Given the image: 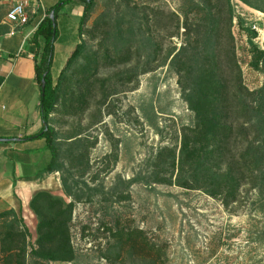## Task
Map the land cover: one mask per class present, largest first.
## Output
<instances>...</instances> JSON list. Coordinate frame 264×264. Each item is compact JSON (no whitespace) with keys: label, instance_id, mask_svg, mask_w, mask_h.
I'll list each match as a JSON object with an SVG mask.
<instances>
[{"label":"rangeland","instance_id":"obj_1","mask_svg":"<svg viewBox=\"0 0 264 264\" xmlns=\"http://www.w3.org/2000/svg\"><path fill=\"white\" fill-rule=\"evenodd\" d=\"M231 4L241 18V24L233 19L231 32L242 83L257 89L263 75L250 62L263 50L264 13L241 0ZM216 5L217 0H94L82 37L86 55L68 71L65 102L51 116L64 164L52 174L60 197L74 202V259L43 264H264V198L255 188L242 185L237 201L225 204L221 196L154 183L149 175L158 150L178 148L182 127L194 125L170 59L187 40L186 30L194 32L202 6L215 11ZM68 13L78 21L77 13ZM251 23L261 30L254 46L241 30ZM122 46L127 61H120ZM60 59L54 57L56 70ZM88 61L90 71L80 72ZM76 154L85 157L75 160ZM63 178L77 197L62 192ZM10 221L0 219V234ZM20 225L30 249L36 227Z\"/></svg>","mask_w":264,"mask_h":264},{"label":"trees","instance_id":"obj_2","mask_svg":"<svg viewBox=\"0 0 264 264\" xmlns=\"http://www.w3.org/2000/svg\"><path fill=\"white\" fill-rule=\"evenodd\" d=\"M71 1L57 0L46 8L29 40L33 48L35 82L40 92L42 126L22 139L45 137L52 154L46 167L48 173L62 170L64 165L60 160L61 147L57 131L51 125V116L61 100L65 102L68 71L86 55V43L82 37L94 6V0H80L83 9L77 21L79 42L54 76L51 69L54 43L59 35L57 17ZM241 1L264 13V6L259 1ZM215 8L214 11L202 6V17L194 32L186 30L187 40L170 59V65L178 75L182 97L194 114V125L182 127L178 148L165 146L158 150L149 175L151 182L201 189L212 197H223L224 203L229 204L237 201L238 191L245 184L255 188L264 198V39L263 50L253 53L255 60L250 62L252 68L262 73L263 82L259 88L249 90L242 83L231 32L233 19L241 24V18L234 14L231 0H224V3L217 0ZM51 11L53 19L49 16ZM222 23H225L227 40L225 58L222 56L225 37L221 33ZM241 30L254 46L252 39L257 32L247 26H242ZM118 51L123 55L120 61H127V47L122 46ZM117 54L118 57L120 54ZM89 61L96 64L97 59L90 57ZM89 61L80 67V72L90 71ZM42 78L45 82L43 93L40 90ZM77 93L81 97L80 90ZM84 157L85 154H76L74 159L82 161ZM61 187L67 197H77L64 178ZM51 192L39 190L30 200L29 206L37 217V236L30 249L26 229L21 230L19 220L14 217L3 226L0 264H43L74 259L69 235L74 202ZM10 215L11 212H3L0 218Z\"/></svg>","mask_w":264,"mask_h":264},{"label":"crops","instance_id":"obj_3","mask_svg":"<svg viewBox=\"0 0 264 264\" xmlns=\"http://www.w3.org/2000/svg\"><path fill=\"white\" fill-rule=\"evenodd\" d=\"M56 2L40 0L34 4L29 1L28 22L15 26L5 18L8 0H0V214L11 212L10 216L0 219L15 217L29 231L37 224V217L29 206L32 196L39 190L61 195L58 178L46 171L52 154L45 137L22 139L42 126L40 92L35 82L33 48L29 40L46 8ZM82 9L83 3L73 0L57 17L60 31L54 43L53 61L59 55L61 64L56 70L52 61L54 76L79 42L77 22L68 11L80 17Z\"/></svg>","mask_w":264,"mask_h":264},{"label":"built area","instance_id":"obj_4","mask_svg":"<svg viewBox=\"0 0 264 264\" xmlns=\"http://www.w3.org/2000/svg\"><path fill=\"white\" fill-rule=\"evenodd\" d=\"M29 1L34 2V4H38L40 0H8V9L5 15L6 20L14 24L15 26L25 25L29 19L28 18ZM263 25H264V20H263ZM250 28L254 29L257 32V36L255 37L257 38L260 32L256 28L255 23H253ZM263 35H264V31H263Z\"/></svg>","mask_w":264,"mask_h":264},{"label":"water","instance_id":"obj_5","mask_svg":"<svg viewBox=\"0 0 264 264\" xmlns=\"http://www.w3.org/2000/svg\"><path fill=\"white\" fill-rule=\"evenodd\" d=\"M49 16H50V18L53 19V11L50 12ZM44 86H45V82H44V78H42L41 86H40L41 93H43V91H44Z\"/></svg>","mask_w":264,"mask_h":264},{"label":"bare ground","instance_id":"obj_6","mask_svg":"<svg viewBox=\"0 0 264 264\" xmlns=\"http://www.w3.org/2000/svg\"><path fill=\"white\" fill-rule=\"evenodd\" d=\"M259 30V29H258ZM259 31H261V30H259Z\"/></svg>","mask_w":264,"mask_h":264}]
</instances>
